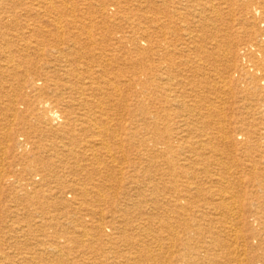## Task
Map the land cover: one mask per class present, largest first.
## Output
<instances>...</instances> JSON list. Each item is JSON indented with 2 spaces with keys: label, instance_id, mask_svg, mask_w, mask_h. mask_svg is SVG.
I'll return each mask as SVG.
<instances>
[{
  "label": "bare ground",
  "instance_id": "obj_1",
  "mask_svg": "<svg viewBox=\"0 0 264 264\" xmlns=\"http://www.w3.org/2000/svg\"><path fill=\"white\" fill-rule=\"evenodd\" d=\"M181 1L0 0V115L22 131L0 135L21 167L0 156V217L28 207V235L59 226L82 256L53 238L0 264H264V0H184L182 40ZM228 28L251 121L199 95L216 82L187 52L209 62ZM157 48L169 63L146 64Z\"/></svg>",
  "mask_w": 264,
  "mask_h": 264
},
{
  "label": "rangeland",
  "instance_id": "obj_2",
  "mask_svg": "<svg viewBox=\"0 0 264 264\" xmlns=\"http://www.w3.org/2000/svg\"><path fill=\"white\" fill-rule=\"evenodd\" d=\"M228 5H222V6L228 7ZM195 6L196 5L194 3H188L187 4V2L182 0L181 1V31H178V28H174V27L170 26V29L173 31V34L174 33L179 34L181 32V40L183 38L187 37L185 31L187 29H189V30L192 29V26H193L192 25V18H191L192 16L189 15V13L192 12V9H194ZM230 9H231V11H234L233 12L234 18L237 19L240 15V13L236 10L237 7L235 5H230ZM170 10H171V7L169 5L168 9H166V11L169 14H166L168 16L164 17V19H166L167 21L173 20L171 17L172 12H170ZM170 13H171V15H170ZM231 14H232V12H231ZM227 16L229 17V14H225V13L222 14V18L223 17L226 18ZM175 18H176V15H175ZM226 21H227V19H226ZM219 26H220V28L221 27L224 28V27L228 26V22H221L219 24ZM229 26L233 30L237 27V26L233 27L232 22L229 23ZM230 28L225 30V31L228 30L227 32L222 31V34H224V35H223L222 43L218 47H216L214 50H211L209 48H204V50L214 52V57H212L211 60H209V62L208 61L204 62L203 60H201V61L198 60L197 50H195V48H194V46H196L195 42L193 44H189V51H187V52L190 53L189 55L191 56V58L193 57V60H192L193 66L196 63L199 64L200 67L202 68L201 70L203 72L204 71L207 72L210 79H212L211 83L216 82L215 90L208 89V88L200 89L199 95L201 93V96H205V98L209 100V99H216L217 96H220L222 94L223 95L222 96L223 101L225 102L224 110L226 112V116L230 117L231 115H235V116L243 115L247 118V120L251 121L252 117H250V115H252L254 118H258L257 115L251 113L252 111L249 112V113H251V114H249L245 110H241L240 108H239V111L232 110V109L230 110V108H232V107L237 108L240 105V101L236 97L233 96V95L237 94V92H236L237 91V89H236V75H234L232 69H230V65L232 64L230 51L232 50V48H234V46H232L231 44H233L232 39H234V37H235L234 31L237 30L238 28L233 31V35H231L232 31ZM170 36L173 37L174 35H170ZM223 48H224V50H223ZM154 52H155L154 55L152 54L151 56H149V59H146V61H145L146 64L152 63V64L156 65V64L163 63V62H164V64L169 63L168 61L164 60L163 58L162 59L160 58V54L162 53V51H160L158 48L154 49ZM175 57H176V55L173 56V58H171V60H172V62L174 61V63L177 64L179 62V59L175 58ZM183 59H184V57L181 56V62H183ZM182 69L184 71H186L187 69H189L188 65L183 66L181 64V70ZM225 69H227V70H225ZM186 74H189V73H187V71H186ZM231 76L233 78H231ZM240 85H241L240 88L246 87V85L244 83H240ZM224 91H226V92H224ZM0 101L5 102V98L1 99ZM8 121H9V119H7L5 115H3V114L0 115V135H1V133L8 131L9 129H11L15 134L18 132H22L20 126H18L16 124L12 125L11 124L12 122L11 121L8 122ZM55 141H57V143L59 142L58 139ZM62 141L67 142V139H64ZM0 148H1L0 149V156L3 158L1 160V166L3 169H5L6 174L11 172L13 170V168L14 169L21 168L18 163L17 164L12 163L10 152L12 151L11 148H13V143H8L5 141L4 142L2 141ZM19 173L20 172L15 171V174L17 176L19 175ZM14 191L17 192V189ZM3 193L4 192H2V197H0V210L5 209L6 207L13 209L15 204L13 202L9 201V199L7 197H6L7 199H3L4 198ZM16 208L18 210L15 213H17V215H18V219H14V218H12V216H6V215L3 217H0V250H3V252H5L7 254H12V253L15 254V253H18L19 250H22L21 251L22 254H24L25 256L26 255L29 256L31 253H33V251H34V253H36V252H40V251L47 249L48 248V244H46L47 240H51L54 238L59 242V244L65 243V245H67L69 248L71 247V249L64 252V260H67V261L68 260L69 261L81 260V257H82L81 256V249L73 247V245L70 243L67 244V242H66V236L67 235L64 237L62 234H60V232L54 234V232L60 231L59 226L52 225L51 227L50 226H48L46 228L44 227L43 231L41 229H39L40 233H34L31 235H28L27 234V229H28L27 227H29L33 224L35 226V224H38L39 221L42 219L38 218V216H36L35 213L33 214L32 217L27 218L26 210L28 207L24 208L22 205H18ZM31 210H32V212L35 211L34 209H31ZM52 212H51V215L55 214L54 212L53 213ZM58 219L62 223L67 222L66 217L58 218ZM19 229H21V230L24 229V230L20 232ZM41 231L43 233H41ZM40 242H42V243H40ZM4 243H6V244L4 245ZM36 244H37V246H36ZM17 247L18 248L23 247V248L18 249ZM30 247L32 248V251L28 250ZM25 248H27V249H25Z\"/></svg>",
  "mask_w": 264,
  "mask_h": 264
}]
</instances>
